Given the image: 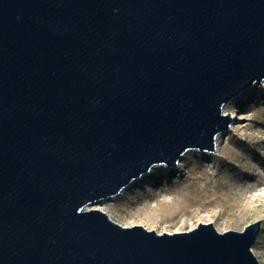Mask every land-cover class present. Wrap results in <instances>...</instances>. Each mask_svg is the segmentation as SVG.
I'll list each match as a JSON object with an SVG mask.
<instances>
[{"label":"water","instance_id":"obj_1","mask_svg":"<svg viewBox=\"0 0 264 264\" xmlns=\"http://www.w3.org/2000/svg\"><path fill=\"white\" fill-rule=\"evenodd\" d=\"M263 82L264 0H0V264H260V220L158 233L95 206L215 152Z\"/></svg>","mask_w":264,"mask_h":264},{"label":"rangeland","instance_id":"obj_2","mask_svg":"<svg viewBox=\"0 0 264 264\" xmlns=\"http://www.w3.org/2000/svg\"><path fill=\"white\" fill-rule=\"evenodd\" d=\"M227 113L230 130L222 131L215 152L189 150L177 166H159L95 207L123 226L158 233L187 231L198 222L240 231L260 220L252 251L264 264V82L227 102Z\"/></svg>","mask_w":264,"mask_h":264},{"label":"bare ground","instance_id":"obj_3","mask_svg":"<svg viewBox=\"0 0 264 264\" xmlns=\"http://www.w3.org/2000/svg\"><path fill=\"white\" fill-rule=\"evenodd\" d=\"M221 135H222V132H220V133L217 135V137H216V143H217V146H219V144H220V138H221ZM187 154H188V151H187L186 153L183 154V157H185ZM180 163H181V162H179V164H180ZM159 166H162V164H161V165H155V166H153V167L150 169V171H149L148 173L142 175L139 179H141L142 177H145V176L151 174V173L153 172V170H154L155 168L159 167ZM139 179H138V180H139ZM136 181H137V179H136ZM133 183H134V182H133ZM123 191H124V190H123ZM123 191L121 192V194L123 193ZM182 210L185 211V208L183 207ZM166 216H167V219H171V218L174 216V213L169 214V215H166ZM253 253H254V252H253ZM255 256H256V255H255Z\"/></svg>","mask_w":264,"mask_h":264}]
</instances>
